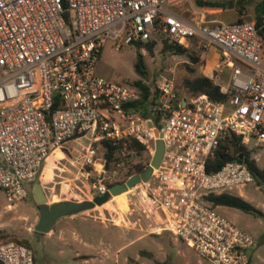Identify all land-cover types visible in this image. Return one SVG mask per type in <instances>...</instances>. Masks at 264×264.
<instances>
[{"label":"built area","instance_id":"obj_1","mask_svg":"<svg viewBox=\"0 0 264 264\" xmlns=\"http://www.w3.org/2000/svg\"><path fill=\"white\" fill-rule=\"evenodd\" d=\"M170 3L0 0V190L8 208L25 201L44 161L70 140L90 135L83 165L101 175L108 161L104 140L121 145L125 156L134 151L124 139L135 138L147 146L151 162L162 139L160 166L128 199L135 223L151 234L172 232L213 264H251L254 236L205 196L256 181L239 158L217 170H209L208 161L229 133L244 145L264 142V34L251 20L185 18ZM161 39L189 50L195 45L200 56L218 47V67L230 71L222 86L229 100L179 98L175 69L169 68L154 81L149 115L129 109L143 92L98 73L103 48L109 40L120 48ZM109 187L100 180L98 191ZM0 264H35L34 251L18 240H1Z\"/></svg>","mask_w":264,"mask_h":264},{"label":"rangeland","instance_id":"obj_2","mask_svg":"<svg viewBox=\"0 0 264 264\" xmlns=\"http://www.w3.org/2000/svg\"><path fill=\"white\" fill-rule=\"evenodd\" d=\"M200 1L218 3L219 7L224 9L219 18L227 23L238 21L239 12L244 8L247 12L241 20H251L255 9L259 12L264 9V0ZM202 7L208 9L207 12H214L211 11L212 7L201 6L199 0H171L170 3V9L184 17L195 16V10ZM164 44L163 39L159 40L154 51L150 52L147 47L136 44L117 48L115 42L109 40L100 56L98 73L111 80L124 83H134L141 79L142 77L135 70L140 47L149 72L147 78L144 79L146 82L152 85L159 73L174 68L175 78L178 84H182L183 79L190 75L186 67L189 59L186 55H165ZM212 49L209 58H213L216 51L219 59V48L212 47ZM262 57L264 63V51ZM201 64L202 61L199 66ZM229 77L228 74L222 75L218 82L221 86L226 87ZM179 92L181 96L185 94L182 86H180ZM89 140L90 135L79 141L70 140L64 148L56 150L44 161L35 182L42 183L49 203L61 200L93 199L96 195H100L98 191L100 180L109 187L125 177V171L118 164L106 167L101 175L93 170L90 171V167L83 165V156ZM245 146L259 165L264 167V142L259 144L253 139ZM88 171L91 172L90 175L87 174ZM35 182L28 184L29 197L12 208L7 207L5 192L0 190V240L14 239L27 243L34 251L35 264H115L114 259H105L104 252H101L100 239L102 237L114 244L129 241L131 236L122 231L124 230L122 227L124 226L123 217L118 215L114 218L111 216V211L115 215L120 210L125 212L128 210V199H131V190L134 187L112 196L108 202L94 209L74 214V216H64L55 223L52 233H42L35 230V226L40 220V212L33 198ZM231 193L236 195L243 193L248 201L263 211L264 187L257 181L241 188H234ZM214 209L254 236L256 243L252 250L251 264H264V215L258 216L225 205L214 206ZM114 221L115 224H113ZM149 240L150 238H147L141 243ZM87 243L93 244L96 254L93 259L88 254L90 249L87 245L85 246ZM136 246L138 245H133L128 250H135ZM124 253L122 254L124 255ZM206 262L213 264L208 260Z\"/></svg>","mask_w":264,"mask_h":264},{"label":"trees","instance_id":"obj_3","mask_svg":"<svg viewBox=\"0 0 264 264\" xmlns=\"http://www.w3.org/2000/svg\"><path fill=\"white\" fill-rule=\"evenodd\" d=\"M199 4L201 6H208L212 8L219 7L218 3L211 1L203 2L199 0ZM257 25L261 28V31L264 34V19L262 18L261 20H258ZM157 42L158 41L156 40L152 42L149 41L146 42L144 45L150 52H153ZM164 43L165 44L163 46V52L165 55H186L189 59L186 64V67L190 75L186 76L183 79L182 84H178L176 80V88L179 98L189 99L192 96L208 94L213 100L218 102H226L229 100L230 95L222 91V86L219 82L216 81L215 77L212 78L204 73L198 72V66L201 61V56L200 51L197 50L195 45L193 46L192 50H189L178 44L169 42L168 40H164ZM135 70L142 78L136 80L134 82V85L141 88L143 92V97L141 100L129 104L128 108L142 114L143 116H147L149 115V105L151 103V96L152 94H156V92L153 91L154 82L151 85L144 80L147 78L149 72L147 64L145 62L144 54L141 52L140 47L135 62ZM180 86H182L185 91V94L182 96L179 92ZM124 141H127V148L134 151L133 154H127L125 156H122L120 155L121 145H114L108 140L103 141V145L106 147L105 155L108 158L107 167L117 165V163L122 162L124 160L126 162L124 165L121 166V168L125 171V177L120 182H123L127 180L130 176L144 170L149 165L151 158L147 146L139 142L137 139L129 138L124 139ZM239 147L242 148V152L238 151ZM241 153H244V161L255 175L256 181L259 183V185L264 187V167L259 165L258 161L247 150L246 146L241 142L240 138L236 137L232 133H229L226 136L224 142L216 150L215 155L209 159L208 169L217 170L221 168L225 163L238 159ZM205 199L213 206H231L258 216L264 215V212L261 209L253 205L250 201H248L241 195H236L229 192H224L220 194L210 193L205 196ZM120 212L123 211L120 210ZM22 243L28 245L25 242Z\"/></svg>","mask_w":264,"mask_h":264},{"label":"crops","instance_id":"obj_4","mask_svg":"<svg viewBox=\"0 0 264 264\" xmlns=\"http://www.w3.org/2000/svg\"><path fill=\"white\" fill-rule=\"evenodd\" d=\"M172 11L178 15H181L177 11H174L173 9ZM207 11L208 9H205L204 7L198 8L195 10V16L185 17V18H194L196 20H200L203 18L201 17L202 14H204L205 21H212V20L222 21L219 18V16L224 12V9L222 7L212 8L211 11L214 12H207ZM246 12H247L246 8L240 11L239 12L240 16L238 17V20H241ZM262 18L264 19V9L261 12L255 9L251 21L257 22ZM212 50L213 49L211 48L207 53L201 56L202 64L199 66L198 72L204 73L212 78L215 77L216 81L218 82V80L221 78L222 75L228 74L230 76V71L229 70L221 71L219 69L218 67L219 59L216 54V51H215V56H213V58H209V55L211 54ZM240 195L243 196L245 199H247L243 193H241ZM118 215L123 217L124 226L122 227L124 230L122 231H124L126 235L128 236L130 235L131 237L129 238V241H127L126 243H120V244H114L113 242L106 241L101 237L100 239V245L102 247L101 252H104L106 260L114 259L115 264H134V263L208 264V262H206V260L208 259L201 256L195 249L188 246L183 240L181 241L180 238H178L172 232L165 231L161 234H151L147 231L146 226L135 223L134 217H132V215L128 212V210H126V212L118 211L117 214L115 215L111 211L112 217L115 218ZM113 224H115V221L113 222ZM52 232L53 230H51L49 233ZM147 238H150V240L141 243L143 240ZM86 245L90 249L88 251L89 252L88 254L91 256V259H93L94 256H96L94 252L93 244L87 243L85 244V246ZM133 245H138V246H136L137 248L135 250L133 249L129 251L128 250L129 247ZM122 253H124V255ZM252 260H253V255H252ZM209 263L212 262L210 261Z\"/></svg>","mask_w":264,"mask_h":264},{"label":"water","instance_id":"obj_5","mask_svg":"<svg viewBox=\"0 0 264 264\" xmlns=\"http://www.w3.org/2000/svg\"><path fill=\"white\" fill-rule=\"evenodd\" d=\"M264 31V27H263ZM186 103V100H184ZM156 133H158L156 131ZM242 152V148H238ZM165 153V145L162 139L156 141V150L151 159L150 164L141 172L130 176L126 181L117 182L109 187L103 194L96 195L93 199L76 200H61L48 202V197L44 191L41 182H35L33 187V198L38 206L40 212V220L35 226V230L42 233L50 232L55 223L62 217L67 215H74L80 212L91 210L97 206L108 202L112 196L121 194L129 189L135 187L141 182H147L151 179L154 168H158L161 164ZM241 162L244 161V153L239 156Z\"/></svg>","mask_w":264,"mask_h":264}]
</instances>
